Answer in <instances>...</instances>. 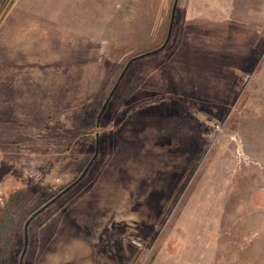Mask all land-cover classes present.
<instances>
[{
    "label": "rangeland",
    "instance_id": "rangeland-1",
    "mask_svg": "<svg viewBox=\"0 0 264 264\" xmlns=\"http://www.w3.org/2000/svg\"><path fill=\"white\" fill-rule=\"evenodd\" d=\"M174 2L0 6V264H264V0Z\"/></svg>",
    "mask_w": 264,
    "mask_h": 264
},
{
    "label": "water",
    "instance_id": "water-1",
    "mask_svg": "<svg viewBox=\"0 0 264 264\" xmlns=\"http://www.w3.org/2000/svg\"><path fill=\"white\" fill-rule=\"evenodd\" d=\"M176 6H177V0H175L174 5H173V15H174V12H175V10H176ZM170 31H171V27H170V29H169V33H168L167 39L169 38ZM167 39H166V41H167ZM143 55H144V54H143Z\"/></svg>",
    "mask_w": 264,
    "mask_h": 264
},
{
    "label": "trees",
    "instance_id": "trees-1",
    "mask_svg": "<svg viewBox=\"0 0 264 264\" xmlns=\"http://www.w3.org/2000/svg\"><path fill=\"white\" fill-rule=\"evenodd\" d=\"M4 1L6 2L7 0H2V2L0 3V6L4 3Z\"/></svg>",
    "mask_w": 264,
    "mask_h": 264
}]
</instances>
